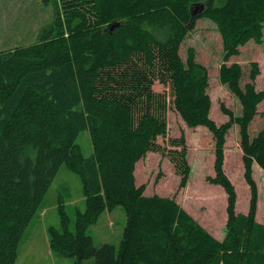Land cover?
Here are the masks:
<instances>
[{
	"label": "trees",
	"instance_id": "1",
	"mask_svg": "<svg viewBox=\"0 0 264 264\" xmlns=\"http://www.w3.org/2000/svg\"><path fill=\"white\" fill-rule=\"evenodd\" d=\"M48 1V0H47ZM55 0L53 18L37 42L0 52V264H15L24 229L39 210L62 164L81 181L84 209L73 227L62 202L59 226L47 228L51 251L93 264H264V225L256 220L252 165L264 171V127L249 126L264 100L256 61L241 86L240 64L227 61L249 40L263 38L264 0ZM63 3V4H62ZM204 7L193 17L191 7ZM212 20L220 35V80L241 105L220 104L227 120L210 117L208 73L179 47L197 18ZM157 75V76H156ZM169 83L172 105L188 127L204 126L214 141L209 183L227 194L225 234L212 236L174 197L147 195L137 185L136 163L164 150L167 100L153 93L152 78ZM238 126L246 213L236 212V191L223 167L226 134ZM87 130L92 152L76 142ZM172 159L184 187L190 173L184 135ZM119 205L126 215L118 247L94 245L86 233L100 214Z\"/></svg>",
	"mask_w": 264,
	"mask_h": 264
},
{
	"label": "rangeland",
	"instance_id": "2",
	"mask_svg": "<svg viewBox=\"0 0 264 264\" xmlns=\"http://www.w3.org/2000/svg\"><path fill=\"white\" fill-rule=\"evenodd\" d=\"M63 4V3H62ZM58 5L60 2L58 0ZM55 0H0V52L17 46L37 42L49 27L53 18ZM16 41H19L17 43ZM194 50V58L207 69L209 81L207 93L211 99L210 117L220 124L227 120L221 112L220 104L240 114L241 105L226 84L221 82L219 67L222 63V44L220 35L211 19L197 18L194 27L188 31L180 44L179 54L185 61L188 49ZM256 61L259 73L254 80L257 90L264 89V24L260 44L249 40L240 47V53L232 56L227 64L236 62L242 71L241 86L247 82L250 62ZM157 76V75H156ZM153 76L151 90L163 94L167 100L166 130L156 138V144L164 150L150 151L140 159L134 170L137 185L144 184V193L174 197L212 236L221 240L225 234L227 219V194L224 189L206 180L214 174V141L204 126L188 127L172 105L169 83ZM257 115L249 126V134L254 135L264 127V100L257 106ZM184 135L186 160L190 173L184 187H179L180 174L171 158L174 149L180 144L171 141ZM238 126L233 124L226 134L223 167L236 191L235 211L246 213L250 191L244 180L242 150L239 143ZM85 156L92 152L87 130H81L76 138ZM252 175L257 186L258 200L256 220L264 225V171L255 163ZM62 202L73 227L76 210L84 209V197L79 176L62 164L49 185L39 210L23 231L17 247L15 264H76V258L63 256L50 250L47 241V228L59 226L57 207ZM126 215L117 205L111 211H103L96 223L87 227L86 233L94 245L104 242L118 247ZM81 264H93V258L84 259Z\"/></svg>",
	"mask_w": 264,
	"mask_h": 264
},
{
	"label": "water",
	"instance_id": "3",
	"mask_svg": "<svg viewBox=\"0 0 264 264\" xmlns=\"http://www.w3.org/2000/svg\"><path fill=\"white\" fill-rule=\"evenodd\" d=\"M204 7L203 3H197L195 4L193 7H191V16L193 17L194 15H196L199 11H201ZM197 9H199V11H197Z\"/></svg>",
	"mask_w": 264,
	"mask_h": 264
},
{
	"label": "crops",
	"instance_id": "4",
	"mask_svg": "<svg viewBox=\"0 0 264 264\" xmlns=\"http://www.w3.org/2000/svg\"><path fill=\"white\" fill-rule=\"evenodd\" d=\"M17 43H19V41H16Z\"/></svg>",
	"mask_w": 264,
	"mask_h": 264
}]
</instances>
